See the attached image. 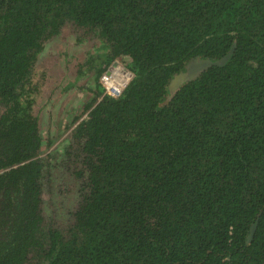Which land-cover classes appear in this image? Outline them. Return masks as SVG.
Wrapping results in <instances>:
<instances>
[{
	"label": "trees",
	"instance_id": "16d2710c",
	"mask_svg": "<svg viewBox=\"0 0 264 264\" xmlns=\"http://www.w3.org/2000/svg\"><path fill=\"white\" fill-rule=\"evenodd\" d=\"M67 29L99 46L59 79L39 57ZM91 74L41 155L45 108ZM46 184L78 188L65 229ZM0 264H264V0H0Z\"/></svg>",
	"mask_w": 264,
	"mask_h": 264
},
{
	"label": "rangeland",
	"instance_id": "374dc122",
	"mask_svg": "<svg viewBox=\"0 0 264 264\" xmlns=\"http://www.w3.org/2000/svg\"><path fill=\"white\" fill-rule=\"evenodd\" d=\"M72 35L73 33L67 29L65 32L46 44L44 51L39 57V65L41 67L49 65V68L53 70V75L55 78L58 76L59 79L64 76L66 79L74 78L77 74L76 70L71 69L67 73V63L71 61V66H77L81 63L80 61L88 56V50H90L91 54H94L95 47L99 46L98 42H89L82 45L78 43L74 35ZM65 61L67 62L65 63ZM191 70V66L186 65L181 73L183 82H186L190 77V73L192 72ZM88 82L90 85L93 84V74L89 75L88 77H84L76 84L75 88L69 89L63 95H61L52 107L48 106L45 108L44 118L42 119L44 125L42 126L40 132L43 141L41 155L50 154L53 152V150H59L61 148V139L63 136L58 135L56 133L57 131L55 130L57 126L62 127L59 118L66 119L70 113L73 116H76L84 104L90 100L92 95L88 94L87 90L83 88ZM65 83V81L61 83V86H64ZM58 92L59 90L56 91V93L53 95V98L57 96ZM84 115L85 114L80 117L84 118ZM51 117L52 120H49ZM49 121L52 123H49ZM46 124H50V127H48ZM52 166V173L59 170L60 162L57 156ZM74 183L76 186L79 185L77 181H74ZM45 187L43 199L45 203L50 204V210L52 211V213L50 212V217H47V223L60 229H62V227L65 229V224H67L69 221L68 216L65 213L67 209L71 210L76 207L78 203V188L73 187V191H75L73 193V197L66 198L67 193H63V191L57 192V190L53 189L50 193V189L52 188V186L50 187V184H46Z\"/></svg>",
	"mask_w": 264,
	"mask_h": 264
},
{
	"label": "built area",
	"instance_id": "2783aa9c",
	"mask_svg": "<svg viewBox=\"0 0 264 264\" xmlns=\"http://www.w3.org/2000/svg\"><path fill=\"white\" fill-rule=\"evenodd\" d=\"M125 60L112 61L99 78L103 95L117 99L134 79V73Z\"/></svg>",
	"mask_w": 264,
	"mask_h": 264
},
{
	"label": "water",
	"instance_id": "95a60500",
	"mask_svg": "<svg viewBox=\"0 0 264 264\" xmlns=\"http://www.w3.org/2000/svg\"><path fill=\"white\" fill-rule=\"evenodd\" d=\"M231 53H232V52H229V54H228L227 56L223 57V58H222L221 60H219L218 62H206V61H203V62H201L200 64H198L197 66H195L191 71H192V73H194V72H196L197 70H202V69H204V68H206V67H208V66H210V65H216V66L222 67V66H224V65L227 63V61L229 60V58H230V56H231ZM194 69H195V70H194ZM190 79H191V78H188L187 81L190 80ZM180 82H183L181 75H179V76L176 77V79H175V81H174V84L176 85L177 83H180ZM172 90H173V89H171V91H172ZM171 91H170V92H171ZM171 95H172V93H171ZM169 98H170V96H169ZM169 98H168V99H169ZM168 99H167V100H168ZM255 229H256V224H253V225L250 227V230H249L248 240H251V239H252V236H253V234H254Z\"/></svg>",
	"mask_w": 264,
	"mask_h": 264
}]
</instances>
